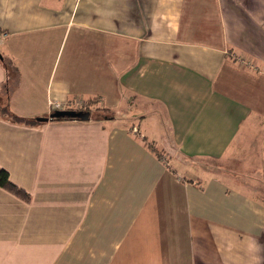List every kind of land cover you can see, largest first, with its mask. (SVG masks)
I'll return each mask as SVG.
<instances>
[{
    "label": "crops",
    "instance_id": "obj_1",
    "mask_svg": "<svg viewBox=\"0 0 264 264\" xmlns=\"http://www.w3.org/2000/svg\"><path fill=\"white\" fill-rule=\"evenodd\" d=\"M0 55V264H264V0H0Z\"/></svg>",
    "mask_w": 264,
    "mask_h": 264
},
{
    "label": "trees",
    "instance_id": "obj_2",
    "mask_svg": "<svg viewBox=\"0 0 264 264\" xmlns=\"http://www.w3.org/2000/svg\"><path fill=\"white\" fill-rule=\"evenodd\" d=\"M2 62L8 67L11 66V60H8L7 58H4ZM11 71L9 69V75ZM9 89V88H7ZM7 94H10V89L7 90ZM103 111H107L108 109H102ZM0 115L1 116H6L7 118L11 119L14 122H24L27 124H33L38 122V119H29L26 117H22L15 112H13L8 106H0ZM68 119H75V118H68ZM263 171H264V165H263ZM0 187L5 188L9 190L10 192L14 193L15 195L19 196L20 198L23 199H30L29 194L16 184H14L10 180V176L8 171L4 169H0Z\"/></svg>",
    "mask_w": 264,
    "mask_h": 264
},
{
    "label": "water",
    "instance_id": "obj_3",
    "mask_svg": "<svg viewBox=\"0 0 264 264\" xmlns=\"http://www.w3.org/2000/svg\"><path fill=\"white\" fill-rule=\"evenodd\" d=\"M2 58V56L0 55ZM50 118L52 119H65V118H75L80 120H88L90 118V112L84 110H75V109H63L54 111ZM38 121H47L49 118L41 117L37 118Z\"/></svg>",
    "mask_w": 264,
    "mask_h": 264
},
{
    "label": "built area",
    "instance_id": "obj_4",
    "mask_svg": "<svg viewBox=\"0 0 264 264\" xmlns=\"http://www.w3.org/2000/svg\"><path fill=\"white\" fill-rule=\"evenodd\" d=\"M77 106H80V102L77 104ZM52 107H53V111H57V110H63V109H67L64 108L63 105L59 102L53 101L52 102ZM69 109V108H68Z\"/></svg>",
    "mask_w": 264,
    "mask_h": 264
},
{
    "label": "rangeland",
    "instance_id": "obj_5",
    "mask_svg": "<svg viewBox=\"0 0 264 264\" xmlns=\"http://www.w3.org/2000/svg\"><path fill=\"white\" fill-rule=\"evenodd\" d=\"M159 154H161L162 156H163V155H166V153L163 152V151H159ZM166 157H167V155H166ZM165 161H166V162L168 161V162H169V166H170V167H173V163H174L173 160H171V159L168 160V159H167V160H165ZM171 161H172V162H171Z\"/></svg>",
    "mask_w": 264,
    "mask_h": 264
}]
</instances>
